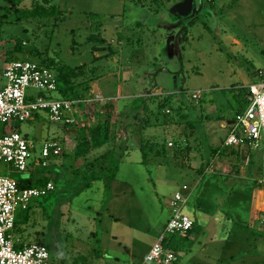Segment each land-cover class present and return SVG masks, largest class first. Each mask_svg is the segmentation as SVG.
Here are the masks:
<instances>
[{"label": "rangeland", "instance_id": "rangeland-1", "mask_svg": "<svg viewBox=\"0 0 264 264\" xmlns=\"http://www.w3.org/2000/svg\"><path fill=\"white\" fill-rule=\"evenodd\" d=\"M15 1L20 2V9L43 2ZM50 1L62 12L57 21L30 19L16 23L10 3L0 0V39L4 43L0 46V68L4 58L9 61L7 53L18 41L24 48L23 53L17 55L19 60L40 64L42 58L36 55L39 51L45 58H53L62 65L85 64L95 68L96 76L91 83L94 93L114 99L112 106L99 109L112 121L117 119L116 132L121 136L116 141L117 152L121 149L119 152L124 153L123 149L128 147L133 159L138 155L141 139L165 144L169 151L177 145L194 144L197 158L190 163L199 169L201 163L208 160L206 157L213 146L205 128L213 130L214 145L219 147L220 138L227 133L221 122L234 119L238 108L233 98L234 89L249 84L252 75L264 70V0H215L214 4L207 0ZM188 1V13L179 21L186 30L175 40L172 28H168L174 22L169 11ZM157 12H160L158 16ZM232 39H237L239 45H234ZM195 91L202 92L206 101L204 107L200 99H193ZM30 93L61 98L58 92L31 89ZM168 95L173 96V101L161 109L159 104ZM206 114L215 115V119L203 121ZM184 115L196 122L194 128L186 125ZM16 128L35 145L28 170L7 173L11 166L0 162V175L16 180L45 177L56 186L55 191L33 201L35 206L29 212L27 224L21 220L19 227L25 229V234L22 231L25 244H44L52 255L60 246L76 247L79 243L76 228L90 227L83 213L89 206L85 202L86 195L91 192L76 194L84 184V173L81 171L74 181L68 177L67 166L76 161L75 157L73 160L54 158L47 168L39 163L45 139L64 140L65 149L71 154L70 146H75L71 141L76 142V138L65 135L62 124L49 123L43 118L17 122ZM111 134L115 135V130ZM181 134L184 137H180ZM262 135L264 140V130ZM111 147L113 144L106 148ZM252 151L258 161V154L264 155V142L260 150ZM181 169L171 168V171L184 172L189 180L199 177L190 167ZM120 170L124 177V169ZM187 180L181 179L182 182ZM93 204L90 203L92 210L95 209ZM67 232L73 234L68 236ZM16 238L17 233H14ZM257 238L264 249V234Z\"/></svg>", "mask_w": 264, "mask_h": 264}, {"label": "crops", "instance_id": "crops-1", "mask_svg": "<svg viewBox=\"0 0 264 264\" xmlns=\"http://www.w3.org/2000/svg\"><path fill=\"white\" fill-rule=\"evenodd\" d=\"M207 1L215 3V0ZM181 20L174 21L168 27L172 28L175 40L186 30L180 25ZM232 41L234 45H239L237 39ZM2 61L0 87L5 82L4 69L10 62L7 58ZM261 71L252 75L251 82L243 86L248 87L256 82ZM91 88V96L102 95L94 93L93 85ZM214 116L206 114L202 120L210 122L212 118L215 119ZM116 121L111 120V133L115 130V135L111 134V137L116 136L118 142L121 136L117 135ZM232 121L221 122V127L226 128L227 133L223 139L220 138L219 147L214 145L213 130L205 128L213 146L206 157L208 160L203 161L204 158L199 169L190 163L197 158L194 144L189 145L192 150L184 164L174 159L171 153L166 159L149 156L145 161L142 146L147 140L144 139H141L138 155L134 159L130 157L128 147L123 149L124 153H120V149L117 154H122L123 158L110 190L106 191L105 183L101 180L94 181L85 190L91 192L89 196L86 195L85 202L89 206L85 207L86 212L83 213L90 227L76 228V238L80 244L66 249L60 246L53 251V255L50 254L52 261L56 264H144L147 253L172 216V200L180 193L186 199L183 211L192 218L194 227L189 234L180 235L174 241L178 255L174 264H264V249L257 242V235L264 234V187L261 185L264 179V155L258 154L257 161L253 149L224 147ZM65 135L76 138V142L71 141L75 146H70L71 154L64 148L62 156L65 157L59 158L73 160L80 140L73 133L65 131ZM116 141L75 158L76 161L67 166L68 177L74 181L78 170L110 150L106 148L108 145L113 144L111 149L117 150ZM187 167L195 170L199 177L189 180L184 172L171 171V168L185 170ZM121 168L125 171L124 177ZM208 175L212 176L207 178ZM182 177L188 180L182 182ZM90 203H94V210L90 208ZM17 230L15 227L13 237L17 233L16 241L26 245L25 229ZM71 234L73 232H67L68 236Z\"/></svg>", "mask_w": 264, "mask_h": 264}, {"label": "built area", "instance_id": "built-area-1", "mask_svg": "<svg viewBox=\"0 0 264 264\" xmlns=\"http://www.w3.org/2000/svg\"><path fill=\"white\" fill-rule=\"evenodd\" d=\"M4 45L0 40V46ZM4 84L0 87V162L9 164L16 172L28 170V160L35 149L34 142L24 137L16 128L17 122L47 119L49 123L82 127L80 116L89 114L91 108L111 105L113 98L93 94L86 99H52L47 95H32L31 89L42 92H58L54 72L29 60H13L7 63ZM249 107L235 115L224 147L260 150L263 146L264 130V70L256 82L248 86ZM200 99L202 92L192 93ZM169 113V111H167ZM64 141L47 138L41 149L42 167L62 156ZM264 187V179L261 181ZM187 189V187H184ZM55 190L49 182L44 187L21 189L16 179L0 175V264H56L52 261L44 244L20 247L13 237L17 213L26 210L36 199ZM186 199L177 193L171 202L172 216L164 230L152 245L144 264H174L178 260L175 251L166 248V241L175 235H186L192 231L194 221L183 211Z\"/></svg>", "mask_w": 264, "mask_h": 264}, {"label": "trees", "instance_id": "trees-1", "mask_svg": "<svg viewBox=\"0 0 264 264\" xmlns=\"http://www.w3.org/2000/svg\"><path fill=\"white\" fill-rule=\"evenodd\" d=\"M11 8L15 11L16 17L13 20L16 23H20L24 20L30 19H55L56 21L61 16L62 12L54 5H51L50 0H43V2L34 3L32 8L29 9H20V2L15 0H7ZM137 2L142 3V0H137ZM157 2V0H155ZM190 4L180 3L175 5L170 9L171 16L174 18V21H178L182 19L189 10ZM24 48L22 47V43L20 41L16 42V45L11 48L7 55L9 61H13L18 59L17 55L23 53ZM113 53V52H112ZM39 57L42 58V62L40 65L50 69L54 72L57 82H58V93L63 99H86L91 96V83L94 81L96 76V69L93 67H88L87 65H81L79 67H70L67 65H62L55 61V59L47 57L45 58L42 53L39 51L36 53ZM236 91L233 94V98L238 105L237 111L235 113H241L245 111L249 107L248 87L242 86L239 88H235ZM151 101L154 100V97H149ZM201 105L204 107L206 105V101L203 97L200 98ZM173 96L168 95L165 98V101L159 104V107L162 109L165 106H168L172 103ZM211 101V100H209ZM146 102V99H145ZM185 101H183L184 103ZM112 106V105H107ZM144 111L147 112V106L145 105ZM194 108V107H193ZM87 117H90V121ZM82 127L78 128L76 125H62L63 129L68 133H73L77 136V139L80 140V144L78 148L75 150V158H80L89 154L91 150H98L102 148L104 145H107L111 142H115L117 137H111V118L107 115L106 112L103 111L102 108H91L89 114L82 115ZM183 120L186 121L187 126H192L193 128L196 126V122H192L188 120V116L184 115L182 117ZM204 119V117L202 118ZM204 121V120H203ZM58 139V138H55ZM60 140V139H59ZM192 148L188 144L185 147L182 145H177L169 151L165 144H161L158 142L146 141L143 143L142 151L145 158V161L148 160L149 156L154 157H162L165 158L171 153L174 159L181 160L182 164L183 160H189L190 152ZM64 154V152H63ZM123 158L122 154H117V150L112 148L108 150L104 155L98 157L93 162L88 163L82 170H78L74 177L75 180L77 176L81 174V171L84 173L83 182L84 184L76 191V194H79L82 191H85L87 188L91 186L94 181L101 180L105 183L106 191H109L111 188L112 182L116 178V174L119 169V164L121 159ZM40 166H42V161L39 160ZM47 168V167H46ZM11 169V168H10ZM7 170V173H10L13 170ZM202 170L201 172H203ZM78 173V174H77ZM21 189L26 188H39L46 186L49 182H52L49 178L45 177H28L26 179L17 180ZM54 183V182H53ZM56 190V186H55ZM54 190V191H55ZM53 192V191H52ZM51 193V192H50ZM47 196V195H46ZM44 197V196H43ZM37 199V198H36ZM35 203L32 202L28 209L20 210V214H17L16 217V229L21 231L22 227H19L21 224V220L23 219L24 224L28 223L30 219L29 212L34 208ZM23 231V230H22ZM190 233V232H189ZM188 233V234H189ZM187 235V234H186ZM180 235H176L170 240H167L165 243L166 248L176 251L177 248L173 244L175 240H177ZM25 246L24 243L20 245V247Z\"/></svg>", "mask_w": 264, "mask_h": 264}, {"label": "water", "instance_id": "water-1", "mask_svg": "<svg viewBox=\"0 0 264 264\" xmlns=\"http://www.w3.org/2000/svg\"><path fill=\"white\" fill-rule=\"evenodd\" d=\"M189 3H190V2L188 1V2H187V5H188ZM246 149L249 150V148H246Z\"/></svg>", "mask_w": 264, "mask_h": 264}]
</instances>
